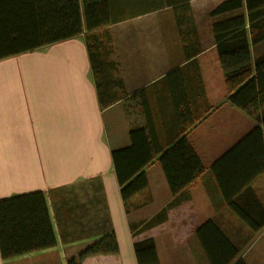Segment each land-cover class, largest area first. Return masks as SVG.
<instances>
[{"label": "crops", "instance_id": "0c3cea01", "mask_svg": "<svg viewBox=\"0 0 264 264\" xmlns=\"http://www.w3.org/2000/svg\"><path fill=\"white\" fill-rule=\"evenodd\" d=\"M222 1L109 0L110 24L98 30L113 33L126 95L106 108L98 102L87 31L0 59V200L42 192L56 239L21 256L0 254V264H67L112 232L119 252L82 264H137L133 244L150 237L160 264H210L195 235L207 220L239 249L233 264L254 263L246 256L258 241L264 264V225L251 231L227 207L211 172L259 124L226 101L212 23L234 13L210 17ZM177 16L182 29L193 23L197 32L200 52L191 60ZM261 43L251 45L253 59L264 53ZM148 117L160 143L185 126L205 170L172 196L156 156L145 167L148 188L126 204L111 152L128 146L130 130L146 127ZM250 187L264 216V172Z\"/></svg>", "mask_w": 264, "mask_h": 264}, {"label": "trees", "instance_id": "16d2710c", "mask_svg": "<svg viewBox=\"0 0 264 264\" xmlns=\"http://www.w3.org/2000/svg\"><path fill=\"white\" fill-rule=\"evenodd\" d=\"M189 8L188 2L184 5ZM109 0H0V59L76 38L110 24ZM232 16L212 23V32L227 89L226 101L254 118L259 124L226 151L211 166L227 207L253 232L264 225L262 209L252 193V182L264 172V53L252 58L251 45L264 40V0H224L210 17ZM192 21V19L190 18ZM179 34L186 45L184 55L194 58L197 32L192 23ZM111 40L108 33L104 36ZM85 44L101 108L126 95L119 64L108 59L109 47L97 35H87ZM114 73L117 77H114ZM134 97V95H133ZM146 127L131 129L130 144L111 152L112 164L124 203L145 191L149 182L145 167L158 156L172 196L191 185L205 170L182 126L168 143H160ZM129 209V207H128ZM196 238L210 264H233L239 249L212 221L203 222ZM56 239L42 192L0 200V254L13 258L50 248ZM137 264H160L155 240L150 237L133 244ZM114 233L88 246L67 264L99 254H117ZM235 264H244L240 259Z\"/></svg>", "mask_w": 264, "mask_h": 264}, {"label": "rangeland", "instance_id": "374dc122", "mask_svg": "<svg viewBox=\"0 0 264 264\" xmlns=\"http://www.w3.org/2000/svg\"><path fill=\"white\" fill-rule=\"evenodd\" d=\"M196 11H205V9L202 10V9H199V7H198L196 9ZM108 33L112 37L111 40H109V41H107V39L104 37ZM93 34L97 35L98 38L101 39V42L103 43V45H105L106 47L107 46L109 47V51L111 52V55L108 54V59H111V60H114V61L117 60V62L119 64L120 75H121V66H120V63H119L118 58L116 56L117 53H116V48H115V45H114V36H113L112 31L110 29L103 28L102 30L94 31L93 33H88L87 32V34H84V39H85V37L87 35H93ZM259 49L264 50V42L259 45ZM114 77H117V75L115 73H114ZM260 249L261 248H260V244H259V241H258V242H256L255 247L246 256V259H252V260H254V263H250V264H263V263H261L263 257L260 256L261 255Z\"/></svg>", "mask_w": 264, "mask_h": 264}]
</instances>
